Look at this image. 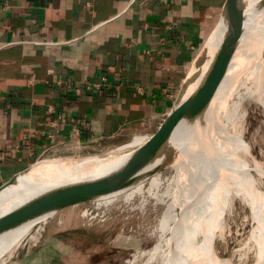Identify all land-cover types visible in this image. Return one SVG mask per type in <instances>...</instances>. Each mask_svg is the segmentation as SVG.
Here are the masks:
<instances>
[{
  "label": "crops",
  "instance_id": "1",
  "mask_svg": "<svg viewBox=\"0 0 264 264\" xmlns=\"http://www.w3.org/2000/svg\"><path fill=\"white\" fill-rule=\"evenodd\" d=\"M228 1L0 0V192L54 146L171 112Z\"/></svg>",
  "mask_w": 264,
  "mask_h": 264
},
{
  "label": "bare ground",
  "instance_id": "2",
  "mask_svg": "<svg viewBox=\"0 0 264 264\" xmlns=\"http://www.w3.org/2000/svg\"><path fill=\"white\" fill-rule=\"evenodd\" d=\"M244 1L245 27L227 75L207 111L177 129L172 153L140 180L125 185L94 181L77 189L98 193V207L124 203L142 216L155 215L161 229L156 245L137 251L126 264H235V259L220 256L219 245L226 243L239 217L242 222L235 224L236 232L246 224L252 229L234 251L243 253L245 260L254 253V264H264V152H255L258 130L247 135L250 111L261 112L264 118V60L257 65L242 63L244 67L241 64L235 72L237 54L247 57L253 41H264V7H259L262 0ZM225 28L226 13L210 35L206 54L192 70L184 99L214 63ZM143 135L99 153L37 163L1 190L0 214L24 203L46 204L63 184L143 161L157 139ZM47 223L46 217L31 223L8 222L0 237V264H8L21 249L38 243Z\"/></svg>",
  "mask_w": 264,
  "mask_h": 264
},
{
  "label": "rangeland",
  "instance_id": "3",
  "mask_svg": "<svg viewBox=\"0 0 264 264\" xmlns=\"http://www.w3.org/2000/svg\"><path fill=\"white\" fill-rule=\"evenodd\" d=\"M214 28L212 27L211 32ZM210 35L209 33L195 49L194 59L187 69V77L181 88L183 89L182 94L189 92L192 70L202 55L206 54L210 45ZM253 42L255 45L253 44L252 48H254L247 57L243 56V52L237 54L235 72L240 69L242 63H250V65L256 63L257 65L258 62L264 60V41L257 39ZM241 67L244 65L242 64ZM241 92H244V89ZM162 118L158 122H145L129 127L113 139L78 144L79 149H75L76 145L54 146L30 168L48 158L99 153L102 150L128 143L136 135L146 134L154 137L158 134ZM248 127V137L258 130L254 143L255 152L259 153L261 150L264 152V118L261 112L250 111ZM96 195L80 197L54 217L47 216L48 223L44 226L39 242L30 248L21 249L18 256L11 259L8 264H126L127 260L137 251L147 250L156 245L161 229L157 227L158 222L155 221L153 213L142 216L138 210H129L124 203L98 207L96 202L99 195L98 193ZM235 221V224H240L242 219L239 217ZM235 224L231 226V233L226 237V243L219 245L221 247L220 256L225 259H235V264H254V253L245 260L240 255L243 253L234 251L239 241L246 238L252 228L246 224L240 226L239 232H236ZM156 229L157 234H154L153 231ZM249 244L255 245V243Z\"/></svg>",
  "mask_w": 264,
  "mask_h": 264
},
{
  "label": "water",
  "instance_id": "4",
  "mask_svg": "<svg viewBox=\"0 0 264 264\" xmlns=\"http://www.w3.org/2000/svg\"><path fill=\"white\" fill-rule=\"evenodd\" d=\"M259 7H264V0L261 1ZM244 8V0L228 1L225 10V33L214 63L204 74L197 89L188 98L184 99L183 89H181L182 92L176 106L159 127L158 134L155 135L157 139L143 161H132L95 177L63 184L46 204L24 203L13 207L9 211L0 214V237L3 235L5 225L8 222L31 223L47 216L54 217L80 197L97 196L94 191L77 193V189L83 184L97 181L113 185H125L153 173L159 166L156 164L172 153V140L177 129L183 123L197 120L211 105L217 89L225 79L239 47L240 34L246 22ZM17 178L9 181L4 188L14 185L17 182Z\"/></svg>",
  "mask_w": 264,
  "mask_h": 264
},
{
  "label": "built area",
  "instance_id": "5",
  "mask_svg": "<svg viewBox=\"0 0 264 264\" xmlns=\"http://www.w3.org/2000/svg\"><path fill=\"white\" fill-rule=\"evenodd\" d=\"M169 114H170V112H169L165 117L162 118V123L165 121V119L167 118V116H168ZM162 123H161V124H162ZM161 124H160V126H161Z\"/></svg>",
  "mask_w": 264,
  "mask_h": 264
}]
</instances>
